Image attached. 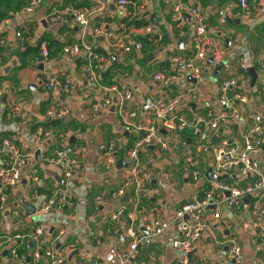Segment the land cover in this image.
<instances>
[{
  "label": "crops",
  "instance_id": "obj_1",
  "mask_svg": "<svg viewBox=\"0 0 264 264\" xmlns=\"http://www.w3.org/2000/svg\"><path fill=\"white\" fill-rule=\"evenodd\" d=\"M98 1L107 6L94 14L87 27L71 19L56 22L49 16L54 7L93 9L99 6ZM117 1L42 0L41 7L28 15L25 9L29 0H25L26 6L20 11H9L5 17L0 14V164L10 159L3 146L4 139H11L26 155L22 181L8 191L9 206L0 211V237L5 239L0 264H52L45 254L47 250L61 254L65 264H117L115 248H127L120 243L127 228L135 226L140 235H146L160 224L175 220L177 211L194 197L202 199L208 193L222 196L213 189L214 180L207 178L213 167L212 153L199 150L191 128L178 127L176 131H162L169 144L167 151L151 147L142 152L143 163L147 158L156 160L153 165L144 164L141 168L153 172L148 187L157 191V195L142 193L137 199L139 181L129 175L132 161L126 156V150L134 148L137 136L123 130L118 100L114 98L109 113L94 116L91 112L94 104L103 102V87L131 91L132 99L124 111L134 112L138 120L148 119L152 113L146 104L148 98L168 103L191 93V97L185 96L178 103L169 118L193 123L218 112L222 95L219 85L227 72L223 68L232 67L238 79L235 89L247 94L248 102L243 119L234 124L237 129L233 125L224 127L221 134L240 150L249 115L259 114L264 123V14L260 11L264 3L247 0V8L243 9L239 0H146L141 12L142 8L133 6V16L131 10L122 12ZM181 3L201 6L209 36L227 52L224 62L201 64L210 69L197 83L169 62L171 56L188 59L194 55L195 21L189 17L188 27L179 30L172 20V6ZM227 12L232 14L228 18ZM153 17L159 21V37L143 31ZM120 40L130 47V52L114 51L112 43ZM42 43L48 46L50 56L38 63ZM92 44L98 56L92 66L97 76L95 82L84 73L89 63L88 51L78 55H67L65 51L71 46ZM243 65L248 67V75L240 69ZM251 69L258 75L256 83ZM159 74L174 77L169 89L161 91L154 80ZM50 78H56L59 84L52 91L45 87ZM67 80L70 90L64 93ZM53 108L68 109L69 121L50 116ZM39 129L52 134L39 136ZM261 138L262 149L253 156V161L264 177V132ZM111 142L117 145L120 157L114 166L105 169L98 158ZM72 146L78 147L81 155L72 177L66 181L62 171L44 159ZM121 161L129 167L118 165ZM186 164L190 172L185 170ZM229 176L233 178L223 182L241 190L259 182L258 177L237 171ZM125 185H128L125 196L116 199L114 193ZM55 187L67 190L70 205L67 209L56 206L48 214L41 212ZM121 205L126 208L125 215L115 221L112 216ZM17 208L19 211L15 213ZM218 210L221 218L213 219L215 211L209 209L211 227L193 253L186 256L175 249L179 233L171 225L152 245L140 248L129 264H179V259L185 257L188 264H234L229 258V248L223 243L233 236L243 248L244 264H264V189L246 193L236 207L223 205ZM43 223L48 226L44 244L33 242L29 236ZM19 233L31 241L29 248L25 240L14 239ZM13 251L20 261L13 260Z\"/></svg>",
  "mask_w": 264,
  "mask_h": 264
},
{
  "label": "built area",
  "instance_id": "obj_2",
  "mask_svg": "<svg viewBox=\"0 0 264 264\" xmlns=\"http://www.w3.org/2000/svg\"><path fill=\"white\" fill-rule=\"evenodd\" d=\"M146 0H119L117 4L122 12L131 10L133 16V6H139L140 12L146 5ZM254 3L262 5L264 0H254ZM97 8H85L78 9L73 6L67 7H54L50 12V17L56 22H62L65 19H71L75 24L82 27H87L92 22V17L95 13L101 12L105 9L107 3L98 1ZM239 4L243 9L247 8V0H239ZM42 5V0H29V3L25 9V12L30 15L33 14ZM107 6V5H106ZM173 7L172 20L179 30H183L188 27L191 19L195 21V32L193 35V49L194 55L188 59H182L181 57L171 56L169 62L174 68L189 75L190 79L198 82L203 76V73L207 72L210 67H202V63H205L211 59L213 62H224L226 58V50L224 46L211 38L208 34L205 24L203 23V12L201 6L196 7L189 6L187 4H175ZM264 14V5L260 10ZM130 13V12H129ZM227 12L226 16L232 14ZM143 31L151 36L159 37V21L156 17L150 19L148 23L143 27ZM21 35L18 34V37ZM96 48V46H95ZM112 48L115 52H130L131 49L122 40L112 43ZM88 51L89 63L87 67H84V73L91 82H95L97 76L93 71V62L95 57L93 44L89 46H71L65 51L67 55H78L82 51ZM50 56L48 46L46 43H42L39 47V56L36 58V62L40 63L43 60L48 59ZM227 71L226 77L220 82L219 88L222 93L219 101V110L215 114L208 115L207 117H201L195 122L190 123L184 119L171 117L178 103L185 97H191V93L180 96L174 101L168 103H159L155 97H150L146 100L147 106L152 109V113L148 119L138 120L137 115L127 113L124 111V107L127 102L132 99V92L129 90L121 89L120 87H103V102L96 103L92 106L91 112L94 116H102L105 113L110 112V108L113 105L114 98L118 100L121 106V122L123 130L127 133H132L137 136L134 148L132 150H126L127 157L133 162L129 167L128 173L132 178L137 179V199L140 198L142 193L149 195L150 197L156 196L157 191L152 189L148 184H151L154 178L153 172L149 170H142V166L145 164L153 165L155 158H147L144 163L141 161V154L147 148L155 147L161 151H167L169 144L166 142L162 135L163 130L176 131L178 127L191 128L196 136L198 148L202 153H212L213 155V167L212 171L217 177L229 176L234 172H238L241 175H254L258 177L259 182L254 186L246 190H241L237 187H233L223 181L214 180L213 189L217 190L222 196L215 197L214 194L208 193L204 198L194 197L186 205L182 206L176 213V218L170 223H162L157 228L151 229L146 235H140L135 226H131L125 230L120 236V243L126 245L125 250L115 248V252L118 255L117 264H129L133 261L136 252L142 247H148L152 245L154 241L159 239L164 232L173 225L178 233L179 238L174 242L176 250L184 253L186 256L197 250L198 243L201 241L205 232L210 229L211 220L207 217L209 209H214L213 219H220L221 213L219 208L226 205L229 208L239 205L246 193H252L260 189H264V177L261 175L259 166L253 161V156L260 152L263 146L261 135L264 132L263 118L257 113L249 115V122L246 128V132L243 135L242 148L238 150L237 146H233L229 140V137L222 135V128L229 127L234 124H238L244 117V106L248 102L247 94L241 90L235 89L238 85L237 74L232 67H224ZM244 75H248V67L243 65L240 67ZM262 73L264 74V66L262 67ZM174 77L171 75H156L154 80L158 83L161 91L167 90L171 87ZM59 84L56 78H50L46 83V89L52 91ZM70 90V81L67 80L63 87L64 93H68ZM1 89H0V106H1ZM154 114V115H153ZM153 115V117H152ZM50 116L64 121H69L70 111L68 109H55L50 111ZM248 118V115L246 119ZM39 136L51 135V132H46L43 129H39ZM216 137L217 142H213L212 139ZM3 146L9 153L10 159L0 164V211L5 210L9 206L10 197L8 191L16 188L22 181L23 168L22 164L26 155L19 150V148L11 141V139H4ZM81 155L79 148L76 146L63 147L57 150L54 154L45 157V161L48 165L55 168H59L65 176L64 179L72 177L73 172L78 164V156ZM119 149L113 142L109 143L103 151L101 157L98 158V163L109 169L118 162ZM147 168V167H146ZM185 170L189 172L191 169L187 166ZM196 172V176H198ZM37 181V178H34ZM127 186H123L120 190L114 193V197L119 199L125 196ZM100 203L101 200L99 199ZM70 205L67 190L63 187H55L53 194L49 198L47 205L41 210L43 213H50L56 206L67 209ZM125 206L121 205L113 214V220H119L125 215ZM19 211V208L15 210V213ZM263 217V213H261ZM1 223V219H0ZM48 226L46 223L37 226L32 235L29 238L33 242H40L44 244L43 240L46 235ZM26 235L21 233L14 236L15 240H25L27 248L29 240L26 239ZM7 241L9 239H6ZM3 241L0 237V250L3 247ZM229 248V258L234 264H244V252L237 237L233 236L223 241ZM46 256L51 259L52 264H65V261L61 254H57L52 250L46 251ZM13 260L15 262L20 261V257L16 251H13ZM179 264H188L187 258L179 259ZM104 264V263H97Z\"/></svg>",
  "mask_w": 264,
  "mask_h": 264
},
{
  "label": "trees",
  "instance_id": "obj_3",
  "mask_svg": "<svg viewBox=\"0 0 264 264\" xmlns=\"http://www.w3.org/2000/svg\"><path fill=\"white\" fill-rule=\"evenodd\" d=\"M25 6V0H0V14L5 17L8 15L9 11H20ZM57 122L62 121L59 120ZM68 127H70V125H68Z\"/></svg>",
  "mask_w": 264,
  "mask_h": 264
},
{
  "label": "water",
  "instance_id": "obj_4",
  "mask_svg": "<svg viewBox=\"0 0 264 264\" xmlns=\"http://www.w3.org/2000/svg\"><path fill=\"white\" fill-rule=\"evenodd\" d=\"M226 14H227V13H226ZM226 17H227V16H226ZM227 18H228V17H227ZM226 21L228 22L227 19H226ZM209 63H210V64L214 63V62H213V59L209 60ZM219 68H222V67H218V69H219ZM250 74H251V76L253 77V82L256 83V82H257V79H258V75H257V73H255L254 69H251V70H250ZM193 82L196 83L195 80H193ZM192 108H193V109L196 108V105H195L194 103H193ZM233 127H234L235 130L237 129V126H236V125H233ZM131 164H133V162H131ZM118 165H120V166H121V165H124V166H128V167H129V165H127L126 163H124V162H122V161L119 162ZM207 178H209L210 180L225 181V180L231 179V178H233V177H232V176H222V177H217V176L213 173L212 169H210ZM125 198H126V197H125ZM248 199H249V198H248ZM190 257H192V255H190Z\"/></svg>",
  "mask_w": 264,
  "mask_h": 264
}]
</instances>
